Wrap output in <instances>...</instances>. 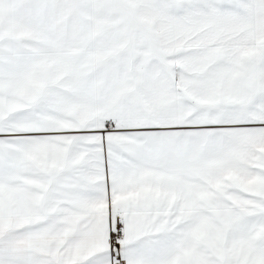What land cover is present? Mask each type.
<instances>
[{
	"label": "snow or ice",
	"instance_id": "1",
	"mask_svg": "<svg viewBox=\"0 0 264 264\" xmlns=\"http://www.w3.org/2000/svg\"><path fill=\"white\" fill-rule=\"evenodd\" d=\"M0 264H264V0H0Z\"/></svg>",
	"mask_w": 264,
	"mask_h": 264
}]
</instances>
